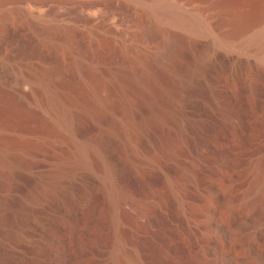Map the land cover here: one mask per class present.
<instances>
[{"label":"rangeland","instance_id":"rangeland-1","mask_svg":"<svg viewBox=\"0 0 264 264\" xmlns=\"http://www.w3.org/2000/svg\"><path fill=\"white\" fill-rule=\"evenodd\" d=\"M0 264H264V0H0Z\"/></svg>","mask_w":264,"mask_h":264},{"label":"bare ground","instance_id":"bare-ground-1","mask_svg":"<svg viewBox=\"0 0 264 264\" xmlns=\"http://www.w3.org/2000/svg\"><path fill=\"white\" fill-rule=\"evenodd\" d=\"M166 14V13H165ZM164 14V15H165ZM166 16V15H165ZM234 17V19L233 20H235V21H238V20H240L241 19V17H242V15L241 14H239V11H238V13L237 14H235L234 13V15H233ZM173 17V16H172ZM185 18V17H184ZM184 18H182V20L185 22L187 19H184ZM181 20V21H182ZM189 21V20H188ZM235 21H233V23H235ZM183 23V22H182ZM187 23V22H186ZM262 35H263V33L262 34H257L256 36H254V38H255V41L258 39H262ZM263 40V39H262ZM224 41V40H223ZM232 43V42H231ZM222 44V43H221ZM245 45V44H244ZM170 46H171V44H170ZM221 46V45H220ZM224 46H226V45H224ZM239 81V80H238ZM246 84H247V82H246ZM249 85V84H248ZM243 87V86H242ZM242 87L240 86V84L238 83V82H236V81H227V82H224V83H222L220 86H218L217 88H216V90L215 91H213V95H214V98H215V101L220 105V109H221V111H222V113L226 116V117H229L230 115L228 114V107H229V103H230V101H229V98H230V96H232L233 94H236L237 92H243L244 91V89H242ZM244 87H246V86H244ZM243 87V88H244ZM242 90V91H241ZM246 90H249L247 87L245 88V91ZM57 115V114H56ZM231 117V116H230ZM57 122V121H56ZM58 123L60 124V125H62V126H64V127H68L69 126V124H70V122H69V120L66 118V116H59V118H58ZM91 147V146H90ZM89 147V150H88V147L86 148H84V147H81L80 149H79V152H78V158L81 160V161H85V159H86V157H87V154H88V152H90V153H93V155H95L96 157H100L101 159H102V156L104 155L103 153V151H101V149H98V150H96V148H90ZM98 147V146H97ZM90 155V154H89ZM92 155V154H91ZM105 156V155H104ZM105 163V162H104ZM108 173V172H107ZM256 208H257V204H254V205H252V207H251V211H250V214H249V216L248 217H251L252 215H254V213H255V210H256Z\"/></svg>","mask_w":264,"mask_h":264}]
</instances>
